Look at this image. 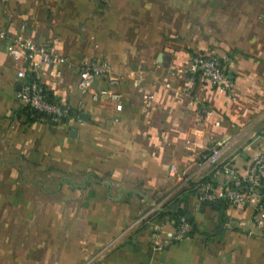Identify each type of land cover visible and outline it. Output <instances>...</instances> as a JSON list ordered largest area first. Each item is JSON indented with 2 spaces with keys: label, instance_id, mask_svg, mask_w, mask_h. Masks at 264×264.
<instances>
[{
  "label": "crops",
  "instance_id": "1",
  "mask_svg": "<svg viewBox=\"0 0 264 264\" xmlns=\"http://www.w3.org/2000/svg\"><path fill=\"white\" fill-rule=\"evenodd\" d=\"M257 8L254 0H0V264H264L253 206L214 203L193 186L244 173L264 136ZM23 23L27 36L68 57L62 77H44L72 107L62 121L32 118L19 101L20 62L7 43ZM197 52L223 57L228 93L202 75L189 87L171 73ZM88 57L124 75L122 110L78 87ZM231 138L238 141L221 159L230 171L203 163V151ZM176 193L187 196L197 230L171 240L172 220L156 232L148 219Z\"/></svg>",
  "mask_w": 264,
  "mask_h": 264
},
{
  "label": "built area",
  "instance_id": "2",
  "mask_svg": "<svg viewBox=\"0 0 264 264\" xmlns=\"http://www.w3.org/2000/svg\"><path fill=\"white\" fill-rule=\"evenodd\" d=\"M25 23L7 43L8 51L20 62L18 76L22 79V87L18 92L19 101L33 109L62 121L71 116L72 107L69 102L48 96L44 77L47 75L54 78L63 76V67L68 62V57L59 51L51 41L39 42L24 33ZM6 35V31L2 30ZM173 75L187 78L186 84L193 86L194 78L202 75L216 85L221 92L228 93L232 88L233 81L229 74L223 57L216 52H197L185 64L171 70ZM134 78L135 84L141 82L137 74L129 73ZM102 77L106 86L93 87L96 77ZM124 75L115 72L110 61L101 57H88L82 63L78 77V87L84 93H90L93 99L103 95L108 96L115 102L116 109L124 107V95L118 90V85L124 79ZM153 94H146L145 98H151ZM201 120V117H200ZM237 138H231L224 142L214 143L208 151L201 153L203 163L218 171L222 163L225 170L226 162H221L222 157L236 143ZM179 166L176 163L170 165V174L177 175ZM202 197L205 200L218 201L225 199L232 205L253 206L252 222L257 226H264V136L258 142L254 152L251 154L247 168L244 173L233 169L224 184L214 187L213 183L206 180L199 183ZM155 231L161 227V223L154 222ZM193 225L187 215L180 217L179 227L169 234V239L179 240L192 234ZM158 247L162 246L161 241Z\"/></svg>",
  "mask_w": 264,
  "mask_h": 264
},
{
  "label": "trees",
  "instance_id": "3",
  "mask_svg": "<svg viewBox=\"0 0 264 264\" xmlns=\"http://www.w3.org/2000/svg\"><path fill=\"white\" fill-rule=\"evenodd\" d=\"M254 1L257 4L258 0H254ZM47 92H48L49 98H51V99L56 98V96L53 93H51L49 91H47ZM25 107H26L27 111L30 112V114L31 113L34 114V117H32V118H36V117L46 115L45 113L40 112L36 109H33L27 105ZM204 181H206V180L204 179L202 182H204ZM197 185L199 186V182H197V184L195 183V185H193V186H197ZM220 201H226V200L221 199L218 201H214V203H217V202L219 203ZM182 215H187L190 222L192 223V225H193L192 233L194 231H196L197 230V223L194 219V216L190 212V209L188 206L187 196L184 195L183 193H176V194H170L169 196H167L164 199L163 206L160 209H158L154 214H152L148 220L162 222V220L169 218L170 220H172L174 222V226L176 228V227H179L180 217ZM147 221H145L144 226L147 225Z\"/></svg>",
  "mask_w": 264,
  "mask_h": 264
},
{
  "label": "rangeland",
  "instance_id": "4",
  "mask_svg": "<svg viewBox=\"0 0 264 264\" xmlns=\"http://www.w3.org/2000/svg\"><path fill=\"white\" fill-rule=\"evenodd\" d=\"M262 4H264V1L263 0H258V2H257V6H258V8H257V11L254 13V18H253V23H256V20H255V16H259V12L261 11V10H264V5L262 6ZM255 20V21H254ZM260 28L261 29H263L264 28V20H263V26L261 27L260 26ZM260 28H258V29H260ZM261 31V30H260ZM51 175H54V180H56V178L58 177V175H59V172L58 171H55V172H53V174L51 173ZM36 191V190H35ZM38 193H40V192H38Z\"/></svg>",
  "mask_w": 264,
  "mask_h": 264
},
{
  "label": "water",
  "instance_id": "5",
  "mask_svg": "<svg viewBox=\"0 0 264 264\" xmlns=\"http://www.w3.org/2000/svg\"><path fill=\"white\" fill-rule=\"evenodd\" d=\"M163 57H164V53L163 52H161L160 54H159V59L161 60V59H163ZM232 73H230V77L232 78ZM21 87H22V84H21ZM80 115H81V117H83V118H86L87 116H88V112H86V111H82L81 113H80ZM75 132H76V129H73V131H72V134H75ZM220 203V202H219Z\"/></svg>",
  "mask_w": 264,
  "mask_h": 264
}]
</instances>
